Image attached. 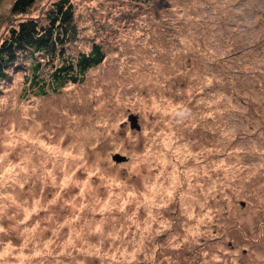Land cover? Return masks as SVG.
I'll return each instance as SVG.
<instances>
[{"label": "rangeland", "instance_id": "1", "mask_svg": "<svg viewBox=\"0 0 264 264\" xmlns=\"http://www.w3.org/2000/svg\"><path fill=\"white\" fill-rule=\"evenodd\" d=\"M72 1L107 55L0 83V264H264V0Z\"/></svg>", "mask_w": 264, "mask_h": 264}, {"label": "trees", "instance_id": "2", "mask_svg": "<svg viewBox=\"0 0 264 264\" xmlns=\"http://www.w3.org/2000/svg\"><path fill=\"white\" fill-rule=\"evenodd\" d=\"M150 3L154 0H135ZM35 0H15L11 11L27 13ZM41 17L28 16L9 27L0 41V83L22 72L25 90L46 96L68 83L85 79L87 71L101 64L106 50L94 41L88 51L68 53L78 34L72 0L51 1Z\"/></svg>", "mask_w": 264, "mask_h": 264}, {"label": "water", "instance_id": "3", "mask_svg": "<svg viewBox=\"0 0 264 264\" xmlns=\"http://www.w3.org/2000/svg\"><path fill=\"white\" fill-rule=\"evenodd\" d=\"M130 119L132 120V124H134V122L136 121V119H137V116L136 115H133V114H131L130 115ZM136 127H140L139 126V124L137 123V121H136ZM115 157V159H117L118 161H120V160H124L126 157L124 156V155H121V154H116V156H114Z\"/></svg>", "mask_w": 264, "mask_h": 264}]
</instances>
